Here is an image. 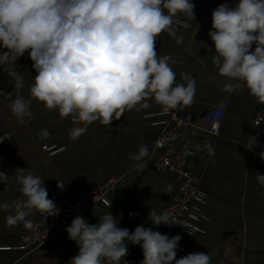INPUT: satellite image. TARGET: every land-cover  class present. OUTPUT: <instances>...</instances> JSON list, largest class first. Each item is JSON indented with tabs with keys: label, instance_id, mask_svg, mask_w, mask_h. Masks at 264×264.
Instances as JSON below:
<instances>
[{
	"label": "clouds",
	"instance_id": "obj_1",
	"mask_svg": "<svg viewBox=\"0 0 264 264\" xmlns=\"http://www.w3.org/2000/svg\"><path fill=\"white\" fill-rule=\"evenodd\" d=\"M194 7L191 0H0V48L6 49L0 52V70L14 79L17 90L22 89L23 78L12 66L27 52L37 73L29 97L17 95L8 107L24 123L25 117L32 116L31 102H42L61 118L71 117L75 126L68 135L76 140L93 122L111 125L126 110L148 108L149 99L165 113L191 105L195 80L181 73L187 83H177L171 57L159 56L156 42L162 32H168L182 43L173 28L174 17L183 13L194 18ZM211 15L208 36L216 53L213 63L219 75L228 78L223 90L231 94L246 88L264 103V0H238L234 6L225 2ZM5 139L12 138L4 132L0 142ZM205 147L214 154L210 143ZM148 155L147 146L140 145L129 159L140 162ZM134 167L142 172L144 164ZM17 170L22 195L0 204V209L14 211L6 217L7 225L23 222L32 228L28 217L34 211L58 216L45 180L29 168ZM7 177L0 172V182L6 183ZM255 179L264 187V175L257 173ZM58 187L64 186L58 182ZM120 218L108 212L89 223L77 215L65 229L79 249L69 264H129L124 259L129 243L141 247L140 264H210L204 251L177 259L180 235L169 237L143 225L130 232L119 226ZM148 219L154 227L181 226L171 213L153 208Z\"/></svg>",
	"mask_w": 264,
	"mask_h": 264
},
{
	"label": "crops",
	"instance_id": "obj_2",
	"mask_svg": "<svg viewBox=\"0 0 264 264\" xmlns=\"http://www.w3.org/2000/svg\"><path fill=\"white\" fill-rule=\"evenodd\" d=\"M191 2L195 5L194 18L183 13L174 17L173 28L176 36L183 38L182 43L178 44L168 32H162L156 42L158 55L171 57L169 63L177 83H187L181 73L195 80L196 91L190 105L195 125L188 129L182 141L188 142L194 152L186 167L201 176L202 188L208 193L205 204L208 219L202 221L205 233L193 239L182 238L177 259L204 251L210 257V264H264V187L255 179L257 173L264 175V159L260 152L247 146L260 102L246 88L231 94L225 92L228 78L219 75L218 67L211 61L214 48L208 36L212 30L211 13L222 3L231 4L230 0ZM3 51L6 49L0 48ZM16 63L12 67L23 78L22 89L17 90L14 79L0 70V137L6 132L12 138L0 142V172L8 174L7 182H0V204L11 203L22 195L18 191L17 169L29 168L45 180L48 197L115 178L119 183L109 192L110 205L92 208L82 217L96 223L98 217L111 212L117 220L121 217L119 226L130 232L143 225L174 236L169 226L154 227L148 219L152 208L160 213L172 201L177 188L176 180L157 167L160 155L155 139L166 119L161 106L149 99L148 108L126 110L111 125L93 122L83 135L72 140L68 135L75 126L71 117L61 118L58 111L46 109L42 102H31L32 116L25 117L24 123L11 112L8 105L17 95L29 97V88L37 74L27 52ZM222 99L228 100V113L219 133L214 135L208 129L204 113ZM206 142L211 144L214 154H209ZM43 143H50L61 151L49 155L42 149ZM140 145L147 146L149 155L140 162L129 159V153H136ZM136 163L144 164L142 172L134 167ZM57 181L64 187H58ZM9 214L14 211L0 209V264H69L77 255L79 249L75 242L64 234L49 239L29 254L16 248L2 250V247H17L21 235L30 230L23 222L8 226ZM39 218V211L28 217L33 223ZM128 250L124 259L129 264H140L141 247L129 243Z\"/></svg>",
	"mask_w": 264,
	"mask_h": 264
},
{
	"label": "built area",
	"instance_id": "obj_3",
	"mask_svg": "<svg viewBox=\"0 0 264 264\" xmlns=\"http://www.w3.org/2000/svg\"><path fill=\"white\" fill-rule=\"evenodd\" d=\"M238 3V0H231V5ZM159 36L157 37L158 40ZM255 45L251 50H254ZM212 49L211 61L215 55ZM213 65L217 67L214 63ZM2 99L0 98V107ZM228 101L222 100L216 106L208 109L204 117L209 122V131L218 134L220 127L225 120ZM253 117L248 149L264 153V103L257 108ZM166 119L161 123L162 130L155 139L156 148L159 151L158 169L174 176L179 185L177 194L169 206L163 212L171 213L172 217L181 224L176 225L182 234L192 236L196 233H204V228L199 221L208 219L205 210L201 209L199 203L205 204V192L199 188V177L189 171L186 161L193 156V151L188 142L182 141L188 129L195 125V115L189 106H180L165 113ZM179 144V146H176ZM42 149L49 155H54L61 149L49 143H43ZM119 179L108 178L79 189L77 191L56 196L51 199L59 209L58 216H47L49 213L40 212V218L33 223V227L20 237L17 247H2V250L16 248L23 254H29L40 248L49 239L64 234L66 227L70 226L72 220L82 216L87 211L97 206H109V191L114 189ZM191 233V235L189 234Z\"/></svg>",
	"mask_w": 264,
	"mask_h": 264
},
{
	"label": "rangeland",
	"instance_id": "obj_4",
	"mask_svg": "<svg viewBox=\"0 0 264 264\" xmlns=\"http://www.w3.org/2000/svg\"><path fill=\"white\" fill-rule=\"evenodd\" d=\"M230 3H231V0H230ZM222 100H224V99H222ZM221 100V101H222ZM220 101V102H221ZM228 101V100H227ZM261 103H259V105H260ZM259 107V106H258ZM257 107V108H258ZM1 108V107H0ZM257 110L258 109H256V111H255V113H254V116H255V114H256V112H257ZM227 113H228V107H227ZM227 113H226V116H227ZM205 114V113H204ZM226 116H225V118H226ZM253 116V117H254ZM223 124V123H222ZM252 124V123H251ZM209 129V128H208ZM250 129H251V127H250ZM215 135V134H214ZM217 135V134H216ZM250 137V136H249ZM249 141V140H248ZM50 144V143H49ZM250 150V149H249ZM255 151V150H254ZM259 152V151H258ZM261 153V152H260ZM193 156H194V152H193ZM192 156V157H193ZM191 157V158H192ZM186 163H187V161H186ZM185 167H186V164H185ZM187 168V167H186ZM167 174H169V173H167ZM170 175V174H169ZM170 176H172V175H170ZM195 176H197V177H199V188H200V190L202 191H204L206 194H205V204H206V202H207V199H208V193L202 188V185H201V176L200 175H196L195 174ZM175 180H176V182H177V188H176V191H175V193H174V195H173V197H172V199L174 198V196L177 194V192H178V190H179V183H178V181H177V179L174 177V176H172ZM113 190V189H112ZM112 190H110V191H112ZM109 191V192H110ZM62 193L63 192H65V191H61ZM109 195V194H108ZM109 198V197H108ZM169 203H171V202H169ZM169 203L168 204H166L164 207H162L161 208V210H160V213L161 212H163V210L165 209V208H167L168 206H169ZM205 204H201V203H199L198 205H200V207H201V209L203 210H205ZM88 212V211H87ZM205 213H206V210H205ZM84 215V214H83ZM82 215V216H83ZM200 222V226L202 227V220L201 221H199ZM169 228H170V230L173 232V234H175V235H180L182 238H185V239H193L194 237H196L197 235H202V234H204L205 233V231H204V233H196V234H194V235H192V236H189V235H185V234H182L180 231H179V228L176 226V225H170L169 226ZM203 228V227H202Z\"/></svg>",
	"mask_w": 264,
	"mask_h": 264
}]
</instances>
